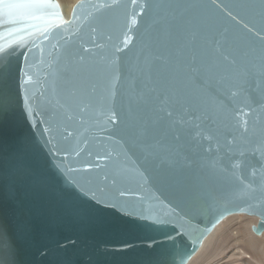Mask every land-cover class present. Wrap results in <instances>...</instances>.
<instances>
[{
  "label": "snow or ice",
  "instance_id": "6c2138e0",
  "mask_svg": "<svg viewBox=\"0 0 264 264\" xmlns=\"http://www.w3.org/2000/svg\"><path fill=\"white\" fill-rule=\"evenodd\" d=\"M132 3L141 18L131 47V36L100 42L129 8L114 0L98 6L90 33L58 34L64 43L45 61L46 73L17 67L13 52L0 50V264H31L36 232L60 216L78 222L84 242L71 250L57 244L55 264H109L116 256L114 264H185L176 246L178 236L188 238L183 225L154 219L133 182L163 195L189 227L222 201L264 199V0ZM54 8L52 0H0V29L5 36L39 29L34 21L47 22ZM37 109L39 126L29 119ZM21 118L28 135L13 134ZM129 227L161 232L171 247L90 242Z\"/></svg>",
  "mask_w": 264,
  "mask_h": 264
},
{
  "label": "water",
  "instance_id": "95a60500",
  "mask_svg": "<svg viewBox=\"0 0 264 264\" xmlns=\"http://www.w3.org/2000/svg\"><path fill=\"white\" fill-rule=\"evenodd\" d=\"M55 4V8L52 12L56 13L48 17L47 22L34 21L40 25L39 29H32L25 32H17L12 36L3 35V30L0 29V50H8L13 52V60L17 67L24 65L30 67L31 71L36 73H46L50 71L48 64L45 61H52L61 51V45L63 40L58 38V34H63L65 38L76 40L82 33L91 32L93 25V17L98 14V6H102L105 3H113L114 0H79L73 7L70 17H67L61 7L58 0H52ZM122 3L129 5L126 13H122L117 21V28L114 32L108 33L100 42L106 46L112 44H121L122 39L127 36H131V43L128 47H131L135 43V29L139 26L140 16L133 15L137 12L136 4L132 3V0H120ZM142 0H136V3H141ZM132 20H136L135 25L132 24ZM127 24V32H123L122 25ZM108 35H112L113 39L109 41ZM47 37V38H46ZM127 49H125L126 51ZM94 51H100V49H94ZM118 57L123 55V52L117 53ZM27 57V59L25 58ZM100 70L104 71L110 67V61L107 59L100 63ZM118 86V85H117ZM29 119L35 125H40L44 120V116L40 114V110L33 114H30ZM101 121H106V117L101 115ZM46 127V125H44ZM14 135L30 134L28 124L21 118L20 126L14 129ZM102 134V133H101ZM39 135V131H37ZM52 140V144L56 146V141L49 136ZM41 143L43 141L41 140ZM57 155L64 160V164L68 165V157L65 153H57ZM74 160H78V157H73ZM82 168L81 165H76ZM71 169V165H68ZM129 173L135 180H139L135 170L129 168ZM76 175V173H73ZM135 191V198L141 200L146 211L155 219L157 217H168L176 223L177 227L181 224L180 232L187 233L188 238L183 236L176 238L177 248L183 251V255L186 256L185 264H189L193 257L202 248L207 237L216 229V227L223 222L227 217L235 214H248L259 217L257 225L253 226V231L257 235L264 233V199L259 201L238 197L230 200L222 201L218 206L210 213L198 219L197 223L191 227L187 224L185 218L180 216L177 219L176 216H172L173 208L167 202L165 197L160 193L153 190L148 184L138 186L133 182L129 185ZM22 201L27 200V195L21 191L19 194ZM50 199V197H49ZM109 218H114V213H108L107 210L104 213ZM121 223H127L121 221ZM172 232L173 229H168ZM84 242V237L81 233L78 222L70 216L57 217L48 227L39 230L34 236V240L31 248L29 249L28 258L31 264H55L52 253L56 250L57 244L60 247L71 250L74 247L81 245ZM101 248L105 246H119L126 242H131L136 248L145 247H159L162 244L169 243L165 240V236L161 232H153L146 229H140L136 227H129L126 232L104 234H94L92 240ZM163 247H171V245H163ZM42 249H48V251H41ZM194 253V254H193ZM109 264H114L121 259L120 256L109 257Z\"/></svg>",
  "mask_w": 264,
  "mask_h": 264
},
{
  "label": "bare ground",
  "instance_id": "6f19581e",
  "mask_svg": "<svg viewBox=\"0 0 264 264\" xmlns=\"http://www.w3.org/2000/svg\"><path fill=\"white\" fill-rule=\"evenodd\" d=\"M58 1L64 14L70 17L79 0ZM259 220L248 214L227 217L207 237L189 264H264V233L257 235L253 231Z\"/></svg>",
  "mask_w": 264,
  "mask_h": 264
},
{
  "label": "rangeland",
  "instance_id": "374dc122",
  "mask_svg": "<svg viewBox=\"0 0 264 264\" xmlns=\"http://www.w3.org/2000/svg\"><path fill=\"white\" fill-rule=\"evenodd\" d=\"M206 255H207V253H206Z\"/></svg>",
  "mask_w": 264,
  "mask_h": 264
}]
</instances>
